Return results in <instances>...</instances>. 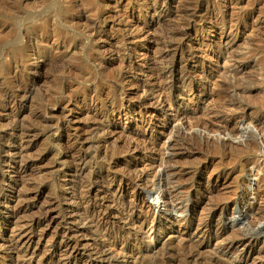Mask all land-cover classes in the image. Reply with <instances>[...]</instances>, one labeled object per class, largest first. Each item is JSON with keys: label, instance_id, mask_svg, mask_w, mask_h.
Masks as SVG:
<instances>
[{"label": "rangeland", "instance_id": "rangeland-1", "mask_svg": "<svg viewBox=\"0 0 264 264\" xmlns=\"http://www.w3.org/2000/svg\"><path fill=\"white\" fill-rule=\"evenodd\" d=\"M157 91L164 105H142ZM161 156L175 176L151 172ZM263 176L264 0H0V264H264ZM167 183L187 221L166 209L146 236L142 190Z\"/></svg>", "mask_w": 264, "mask_h": 264}, {"label": "bare ground", "instance_id": "bare-ground-1", "mask_svg": "<svg viewBox=\"0 0 264 264\" xmlns=\"http://www.w3.org/2000/svg\"><path fill=\"white\" fill-rule=\"evenodd\" d=\"M167 2V1H166ZM165 2V3H166ZM155 3V2H154ZM164 3V2H163ZM158 4V3H157ZM148 5V4H147ZM156 5V4H155ZM155 5H154V7H155ZM163 6V5H162ZM148 7V6H147ZM150 7V6H149ZM160 7V6H159ZM167 7V6H166ZM152 8V7H151ZM160 10V12H159V14H162V12H163V10H161V9H159ZM155 11V10H154ZM187 27L189 28L190 27V23H187ZM194 28V27H193ZM237 28V27H236ZM184 30V29H183ZM186 33V32H185ZM183 34V33H182ZM183 36V35H182ZM190 39H192V37L190 36L189 37ZM195 42H197L198 41V39H193ZM168 68V67H167ZM166 68V69H167ZM171 71H169V73H170ZM172 73V72H171ZM204 73V72H203ZM201 74V73H200ZM172 76V75H171ZM200 76V75H199ZM201 79H204L205 80V82H206V80L207 79H210L209 78V76L208 75H205V74H201ZM183 79V78H182ZM171 80V79H170ZM172 82V81H171ZM170 82V83H171ZM180 83V82H179ZM182 85V84H181ZM165 87V86H164ZM163 87V88H164ZM166 87H167V90H169V92L170 93H172V92H174L176 89H177V87L178 86H176V83H175V81L171 84V85H166ZM182 87V86H181ZM162 88V87H161ZM162 88V89H163ZM162 89H161V92H160V94L162 93H164L165 91L163 90V92H162ZM184 89V88H183ZM160 91V90H159ZM146 92V91H145ZM147 93V92H146ZM157 93V96L155 97V94ZM155 94H153L154 95V97L152 98V96H151V98H149V97H145V98H142L143 100L141 101V103H142V105H164V103H166L165 102V100H164V98H163V96L162 95H160V94H158V91L156 92ZM167 93V92H166ZM145 94V93H144ZM152 94V93H151ZM168 94V93H167ZM147 95V94H146ZM183 95V94H182ZM150 96V95H149ZM164 96H165V93H164ZM168 97L169 96H167L166 97V99H168ZM102 100V99H101ZM168 101V100H167ZM105 103H106V99L105 100H103V101H101V104L102 105H105ZM234 103V102H233ZM170 104V103H169ZM141 105V106H142ZM168 105V104H167ZM143 107V106H142ZM146 107V106H145ZM168 107H169V105H168ZM143 109H145V108H143ZM156 109V108H155ZM147 111H149V113H152L151 112V110L149 109V110H147ZM179 112V111H178ZM150 115V114H149ZM185 115H186V113H181V117H182V119L185 117ZM190 115V114H189ZM177 116V115H176ZM179 116V115H178ZM181 117H179V122H178V125L180 126V130H182V133L185 135L186 134V129H185V127H184V122L182 123V120L180 119ZM185 121V120H184ZM175 124H177V122L175 123ZM238 124V123H237ZM186 125V124H185ZM18 126V125H17ZM69 127H70V125H68ZM175 126V125H174ZM177 126V125H176ZM176 126L174 127V128H176ZM63 127V126H62ZM189 129H187V131H188V133H189V131H192L193 129H191V126L189 125V126H187ZM225 127V126H224ZM245 127V126H244ZM58 128H61V127H58ZM72 128V127H71ZM179 128V127H178ZM177 128V129H178ZM11 129V128H10ZM209 129H210V127H209ZM212 129V128H211ZM227 128H224V130L223 131H220V132H216L217 134H215L214 136L215 137H217L216 139H218L219 140V142L221 141V143L222 144H224V145H229V146H231V144L233 143L232 141H234V140H232L233 139V137L234 136H236L238 133H240V131L239 132H237L235 129L234 130H232V131H230V132H228L227 130H226ZM198 130V129H197ZM208 130V129H207ZM217 130V129H216ZM231 130V129H230ZM16 131V130H15ZM20 131V130H19ZM23 131V130H22ZM21 131V132H22ZM196 131V130H195ZM194 131V132H195ZM214 131V130H213ZM20 132V133H21ZM193 132V131H192ZM228 134H227V133ZM181 133V132H180ZM19 134V133H18ZM25 134V133H24ZM27 134V133H26ZM196 134L198 135V136H200L201 138H200V141H201V139L202 140H205L207 143L210 141V140H214L213 139V135H210L209 133H202V132H200V131H196ZM22 135H23V133H22ZM29 135V134H28ZM190 135V134H189ZM222 135V136H221ZM24 136V135H23ZM186 136V135H185ZM191 136V135H190ZM230 136V137H229ZM232 136V137H231ZM21 137V136H20ZM20 137H18V138H20ZM189 137V136H188ZM27 138V137H26ZM26 138H25V140H26ZM187 138V137H186ZM77 139V138H76ZM168 139H174V138H168ZM167 139V140H168ZM176 139V138H175ZM5 140V139H4ZM22 140H24V139H22ZM186 140V139H185ZM240 140V139H239ZM7 141V140H6ZM13 141H14V139H13ZM19 141V140H18ZM169 141V140H168ZM211 141V142H212ZM238 141V140H237ZM236 141V142H237ZM165 142V141H164ZM186 142V141H185ZM203 142V141H202ZM214 142H215V140H214ZM242 142V141H241ZM7 143H8V141H7ZM10 143V142H9ZM20 143V142H19ZM170 143V142H169ZM173 143V142H172ZM150 144V143H149ZM209 144V143H208ZM216 144V143H215ZM236 144V143H235ZM252 144V143H251ZM10 145H11V143H10ZM152 145V144H151ZM150 145V146H151ZM172 145V144H171ZM169 146V147H172V146ZM206 145V144H205ZM249 145V144H248ZM11 146H13V145H11ZM17 146V145H16ZM21 146H22V144H20V148H21ZM25 146V145H24ZM163 146H164V144H163ZM261 146V145H260ZM19 147V146H18ZM233 147V146H232ZM255 147V146H254ZM22 148H24V147H22ZM165 148V147H164ZM235 148V147H234ZM246 148H248V147H246ZM7 151V150H6ZM21 151V150H20ZM19 151V152H20ZM6 153V152H5ZM7 153H9V152H7ZM13 153V152H12ZM22 154H23V152H22ZM171 154V153H170ZM166 155V154H165ZM168 155H169V153H168ZM177 155V154H176ZM9 156H10V154H9ZM11 156H13L12 154H11ZM10 156V157H11ZM18 156V155H17ZM21 156V155H20ZM171 156V155H170ZM170 156H168V157H170ZM173 156V155H172ZM166 158V157H165ZM163 156H161V159H160V161H158V162H160L159 164H156L155 166H153L152 167V169H151V172L152 171H155L157 174H160V176H161V179H163V178H169V176H171V177H173V176H175L174 174V172L169 168V169H167L166 167H165V169H160V167L162 166V164L164 163L163 161L165 160V161H167L168 162V159L169 158H166L165 159ZM13 159H15V158H13ZM17 160V159H16ZM18 160H19V158H18ZM170 160V159H169ZM15 161V160H14ZM6 162V161H5ZM23 162V161H22ZM21 161H19V164L20 163H22ZM16 163V162H15ZM23 163H25V162H23ZM23 165V164H22ZM21 165V166H22ZM173 165V164H172ZM164 166V165H163ZM20 168V167H19ZM260 167H253V168H251L250 170H249V173H251L254 177H259V173H260ZM149 174H150V172H149ZM155 174V173H154ZM145 174L144 173H142V174H140V175H137L134 179H129L128 181L130 182V185H135V187L136 186H139L141 183H144V179H145ZM114 177V176H113ZM112 177V178H113ZM127 177V176H126ZM125 177V178H126ZM158 177V176H157ZM264 177V176H263ZM152 178V177H151ZM155 178V177H154ZM154 178H152V179H154ZM261 178V177H260ZM128 179V178H127ZM159 179V178H158ZM112 180V179H111ZM261 180V179H260ZM161 181V180H160ZM167 181L169 182V180L167 179ZM167 181H165V182H167ZM174 181V180H173ZM149 182V181H148ZM154 182V181H153ZM156 182V181H155ZM159 182V181H158ZM175 182H177V181H175ZM171 183V182H170ZM126 184V183H125ZM146 184V183H145ZM155 184V183H154ZM153 184V185H154ZM157 184V183H156ZM156 184H155V186H156ZM168 184V183H167ZM167 184H166V186H167ZM173 184V183H172ZM129 185V184H128ZM158 185V184H157ZM169 186H167V187H170L171 185L170 184H168ZM174 185V184H173ZM143 186V185H142ZM142 186H140V187H142ZM158 186H160V185H158ZM205 186H206V184H205ZM139 187V188H140ZM153 187V186H152ZM165 187V186H164ZM208 187V186H207ZM249 189H250V191H255V189H257V188H255L254 189V184L253 183H251L249 186ZM256 187V186H255ZM161 188H163L162 186H161ZM152 189V188H151ZM150 189V190H151ZM164 190H162V192H160V193H154V190H152V191H150V190H148V189H144V190H142V197L141 198H144L145 199V197H149L150 199H151V202L150 203H145V204H141V206H140V209H141V211H143V212H145V214H147L150 218H151V221H150V226H149V228H148V230L147 231H145V233L144 234H146V236H150V234L151 233H153L152 231H154V229H155V225H154V222H155V220H156V218L157 217H155L156 216V214L157 213H161V211H166V209H168V210H172V212H175V213H177V214H179V217H174L173 216V214H172V212L170 213V215H171V217H172V219H173V221L172 222H176V224L178 223V224H180V223H186V221H187V218H188V208H189V206H188V199H186V198H184V197H182L181 195L179 196V194H181V190H182V187L181 186H171L170 188H163ZM200 189V188H199ZM159 190V189H158ZM161 190H159V191H161ZM190 190V189H189ZM196 190V192L198 191L197 189H195ZM17 191V190H16ZM157 191V190H156ZM208 191V190H207ZM257 191H258V189H257ZM257 191H255V193L253 192V193H248L247 195H243V194H241V197H242V201H243V203L242 204H240V205H237V206H235L234 207V209H235V211L237 212V213H243V212H246V213H252V206L253 205H255L256 203H257V201H258V194H257ZM158 192V191H157ZM22 193H24V192H22ZM264 193V192H263ZM25 194V193H24ZM184 194V193H183ZM16 195H17V193H16ZM201 195V194H200ZM205 195V194H204ZM260 195V194H259ZM264 195V194H263ZM202 196V195H201ZM237 196V195H236ZM155 197V198H154ZM188 198V197H187ZM22 199H24V198H22ZM22 199H20V200H22ZM241 199V198H240ZM263 199V198H262ZM19 200V201H20ZM25 200V199H24ZM23 200V201H24ZM259 202H261V201H259ZM2 203V202H1ZM191 204V203H190ZM104 205V204H103ZM91 206V205H90ZM133 205H131V207H132ZM105 208V207H104ZM103 208V209H104ZM94 209V208H93ZM99 209V208H98ZM106 209V208H105ZM18 210V209H17ZM128 210V209H127ZM132 210V209H131ZM212 210V209H211ZM97 211V210H96ZM129 211V210H128ZM98 212H100V211H98ZM103 211H101V213H102ZM131 212V211H130ZM105 213V212H104ZM103 213V214H104ZM142 213V212H141ZM140 213V214H141ZM210 213V212H209ZM262 213V212H261ZM100 214V213H99ZM139 214V213H138ZM144 214V213H143ZM253 214V213H252ZM16 215V214H15ZM102 215V214H101ZM147 215H145V216H147ZM11 216V215H10ZM45 216V215H44ZM73 215L71 214V217H72ZM95 216V215H94ZM97 216V215H96ZM137 216V215H136ZM145 216L143 217V216H141V217H143L142 219H139L137 222L139 223L140 222V224L143 226L144 224H146V220H145ZM158 216V215H157ZM181 216V217H180ZM247 216V215H246ZM251 216H253V215H251ZM101 217V216H100ZM99 217V218H100ZM105 217V216H104ZM248 217V216H247ZM259 217V216H258ZM42 218V217H41ZM91 218L92 217H90V220H91ZM98 218V219H99ZM102 218V217H101ZM89 219V218H88ZM254 219H255V217H254ZM259 219H261V218H259ZM43 220V219H42ZM85 220V219H84ZM94 220V219H93ZM96 220H97V218H96ZM245 220V219H244ZM86 221V220H85ZM135 221V220H134ZM134 221H133V223H134ZM247 221V220H246ZM251 221V220H250ZM88 222H89V220H88ZM252 222H254V220L252 221ZM257 222V221H256ZM99 223H100V220H99ZM160 223V222H159ZM189 223V222H188ZM200 224V223H199ZM229 224V223H228ZM231 224V228L233 229V228H236V224L235 223H230ZM37 225V224H36ZM102 225V224H101ZM183 225V224H182ZM207 225V224H206ZM240 225V224H239ZM34 226V225H33ZM97 226H99L98 224H97ZM186 226V225H185ZM198 226V225H197ZM202 226V225H201ZM92 227V226H91ZM239 227V226H238ZM237 227V228H238ZM244 227V226H243ZM103 228V227H102ZM199 228H200V226H199ZM198 228V229H199ZM206 228V227H205ZM44 229H46V228H44ZM44 229H43V231H44ZM101 229V228H100ZM202 229V228H201ZM230 230V231H234V230ZM248 229V228H247ZM250 229V228H249ZM251 229H253V228H251ZM251 229L249 230V232L250 233H248L247 235L245 234L244 236L245 237H247V243H249V244H252V245H255L257 242H258V240H260L259 238H260V236H259V232H258V230H257V234H255V231L253 232V230L251 231ZM255 229H257V228H255ZM204 230V229H203ZM225 230V229H224ZM235 230H237V229H235ZM241 229H239V231H240ZM244 230V229H243ZM242 230V231H243ZM103 231V230H102ZM105 231V230H104ZM141 231V230H140ZM160 231V230H159ZM230 231H229V233H230ZM246 231V230H245ZM251 232H253V234L251 233ZM101 233V232H100ZM103 233H105V232H103ZM106 233H107V231H106ZM221 233V232H220ZM229 233H228V235H229ZM246 233V232H245ZM262 233V232H261ZM260 233V234H261ZM142 234V233H141ZM183 234H185V230H182L181 231V236L183 235ZM201 234V233H200ZM234 234H236V232L235 233H232L230 236H227L228 238L229 237H231V239H232V235H233V237H234ZM244 234V233H243ZM180 235V234H179ZM218 235V234H217ZM227 235V234H226ZM19 236H21V235H19ZM41 236V235H40ZM144 236V235H143ZM171 236V235H170ZM176 236H177V234H176ZM239 236V235H238ZM30 237V236H29ZM178 237V236H177ZM184 237V236H183ZM183 237H181V239L183 238ZM240 237V236H239ZM42 238V237H41ZM187 238V237H186ZM199 238V237H198ZM222 238V237H221ZM17 239V238H16ZM176 239H178V238H176ZM179 239H180V236H179ZM188 239V238H187ZM186 239V240H187ZM196 239V238H195ZM231 239H227V240H225L224 242V244H223V247H222V249L224 250V251H226V253H229V252H231V251H234V250H236V248L238 247V245L237 244H235V242L233 241V240H231ZM234 239V238H233ZM12 240V239H11ZM68 242H67V246H66V248H69L70 246H71V242H70V240H71V238H69L68 237ZM66 240V241H67ZM163 240V239H162ZM183 240V239H182ZM189 240V239H188ZM203 240V239H202ZM235 240V239H234ZM19 241H20V239H18L17 241H14V245H15V247H16V249H21L20 247V245H19ZM190 241H192V240H190ZM201 241V240H200ZM216 242H219L220 241V238H219V240L217 241V240H215ZM27 242V241H26ZM184 242H185V240H184ZM188 242V241H187ZM186 242V243H187ZM215 242V243H216ZM12 243V242H11ZM29 242H27V244H28ZM182 243V242H181ZM199 243H201V242H199ZM221 243V242H220ZM222 243H223V241H222ZM221 243V244H222ZM112 244V243H111ZM110 244V245H111ZM220 245V244H219ZM244 245V244H243ZM11 246V245H10ZM12 246H13V244H12ZM109 246V245H108ZM114 246V245H113ZM214 246V245H213ZM14 247V246H13ZM28 247V246H27ZM110 248L112 247V246H109ZM208 247V246H207ZM245 247V246H244ZM109 248V249H110ZM113 248V247H112ZM115 248V247H114ZM113 248V249H114ZM29 249V248H28ZM215 249V248H214ZM218 249V248H217ZM239 249V248H238ZM240 249H241V247H240ZM66 250V249H65ZM216 250V249H215ZM261 250V249H260ZM260 250H258V251H260ZM213 251V250H212ZM25 253L27 252V250L26 251H24ZM66 252V251H65ZM125 252V251H124ZM131 252V251H130ZM218 252V251H217ZM240 252H241V250H240ZM102 253V252H101ZM127 253V252H126ZM236 254H238L239 252H235ZM259 253V252H258ZM121 254V253H120ZM123 254V253H122ZM231 254V253H230ZM248 254V253H247ZM30 255V254H29ZM33 255V254H32ZM31 255V256H32ZM118 255V254H117ZM134 255V254H133ZM222 255V254H221ZM226 255V254H225ZM243 255V254H242ZM249 255V254H248ZM119 256V255H118ZM124 256V255H123ZM130 256H131V254H130ZM135 256H137V254H135ZM192 256V255H191ZM23 257V256H22ZM29 257V256H28ZM27 257V258H28ZM133 257V256H132ZM26 258V257H25ZM239 258H240V256H239ZM247 258V257H246ZM245 258V259H246ZM31 259V258H30ZM130 259V258H129ZM26 260V259H25ZM135 261H136V258H135ZM25 262V261H24ZM28 262V261H27ZM29 264V263H28ZM65 264V263H64ZM248 264V263H247Z\"/></svg>", "mask_w": 264, "mask_h": 264}]
</instances>
